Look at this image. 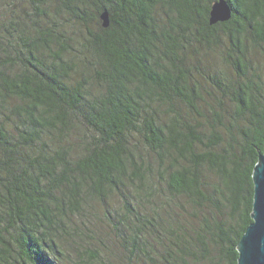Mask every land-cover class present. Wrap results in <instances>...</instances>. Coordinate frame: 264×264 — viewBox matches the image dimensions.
<instances>
[{"label": "trees", "instance_id": "trees-1", "mask_svg": "<svg viewBox=\"0 0 264 264\" xmlns=\"http://www.w3.org/2000/svg\"><path fill=\"white\" fill-rule=\"evenodd\" d=\"M217 1L0 0V264H238L264 0Z\"/></svg>", "mask_w": 264, "mask_h": 264}, {"label": "water", "instance_id": "water-1", "mask_svg": "<svg viewBox=\"0 0 264 264\" xmlns=\"http://www.w3.org/2000/svg\"><path fill=\"white\" fill-rule=\"evenodd\" d=\"M232 8L227 0H218L211 8L210 24L224 23L231 19ZM102 26L109 28L111 21L108 11L100 15ZM254 200L252 224L246 230L238 245V264H264V154L253 173Z\"/></svg>", "mask_w": 264, "mask_h": 264}, {"label": "rangeland", "instance_id": "rangeland-1", "mask_svg": "<svg viewBox=\"0 0 264 264\" xmlns=\"http://www.w3.org/2000/svg\"><path fill=\"white\" fill-rule=\"evenodd\" d=\"M251 59L253 63H255V65L264 66V55H262V53H259L257 49L252 51Z\"/></svg>", "mask_w": 264, "mask_h": 264}]
</instances>
